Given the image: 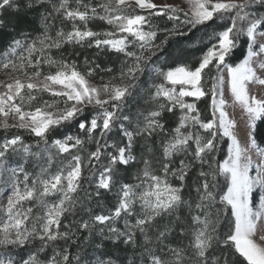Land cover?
<instances>
[{"label": "snow or ice", "instance_id": "6c2138e0", "mask_svg": "<svg viewBox=\"0 0 264 264\" xmlns=\"http://www.w3.org/2000/svg\"><path fill=\"white\" fill-rule=\"evenodd\" d=\"M183 3L187 10L155 0H99L98 4L91 0H0V13L15 4L17 14L22 9L43 10L41 35L14 41L0 57V72L11 81L0 82L4 89L0 91V130L21 129L38 138L35 145L25 144L22 136L0 141V197L4 198L0 205V264H82L67 247L41 258L59 241L74 244V228L88 233L98 230L102 240L137 249L139 259L130 264H234V257L243 264H264V203L254 208V193L264 191V147L251 131L248 146H242L237 123L229 117L220 91L223 67L235 104L251 119L250 128L255 129L256 121L264 119V99L249 92L250 84L264 86V78L258 75V70L264 72V15L259 14L264 0ZM154 17L177 22L159 44L155 43L159 32ZM94 20L103 21L111 30L93 31L89 24ZM2 23L0 16V26ZM213 24L220 25V30L206 31V41L193 42L203 48L195 66L185 63L161 71L152 65V58L171 39L190 37L196 29ZM67 44L107 49L126 59L118 76L93 83L99 65L81 71L74 61L52 55ZM134 47L136 51L131 50ZM242 48L246 58L231 66L229 60ZM148 74L162 81L146 94L151 109L137 114L133 131L123 129L124 146L106 143L117 121L128 119L121 113ZM45 95L50 99H43ZM206 97L211 99L207 121L197 107ZM176 112L177 125L169 133L163 117ZM10 118L15 122L9 123ZM71 126L87 139L67 135L49 143L54 132ZM196 128L203 134L194 131ZM157 135L166 137L160 144V174L154 171L157 160L148 143ZM138 138L144 140V151L151 158H140L143 167L137 182L121 185L115 209L80 223H64L84 198V180L97 176L95 169H100L94 194L99 197L100 190H113L119 166L138 162L134 154ZM222 138L231 141V149L217 166L215 153ZM90 143L95 151L87 150ZM109 148L115 154L107 153ZM250 149L257 150L260 163L248 155ZM105 155L108 164L101 166ZM16 157L23 163L34 160L39 171L13 166L10 160ZM176 157H181L178 162ZM205 164L208 171L203 170ZM197 165L201 170L193 186L196 195L189 200L184 195L186 182ZM254 169L256 174L250 175ZM218 176L228 181L226 193L219 197ZM181 211L187 212L184 220ZM229 214L233 224L221 239V217ZM163 218L168 222L162 223ZM118 223L123 227H117ZM177 225L183 229L179 235L189 242L172 246L169 238L176 234ZM36 241L39 247L25 257L21 250ZM217 247L222 251L217 253ZM99 264L114 262L101 260Z\"/></svg>", "mask_w": 264, "mask_h": 264}, {"label": "trees", "instance_id": "16d2710c", "mask_svg": "<svg viewBox=\"0 0 264 264\" xmlns=\"http://www.w3.org/2000/svg\"><path fill=\"white\" fill-rule=\"evenodd\" d=\"M19 2V0H18ZM92 4H98L99 0H91ZM18 7V4L13 5L12 8L7 11L0 13L2 16L3 23L0 26V52L3 49H6V46L10 44L13 40L17 38L24 39H34L41 35L40 26L42 24V9L39 10H29L22 9L19 14H17L14 9ZM259 7V6H257ZM261 15H264V9H260ZM153 24L157 26V30L159 35L157 37V43L159 44L162 40H164L165 36L168 34V31L173 29L177 22L169 21L164 17H154L152 20ZM89 27L93 31L103 32L111 29V26L107 25L103 21L94 20L89 24ZM66 31L69 28L65 29ZM214 30H220V25L213 24L211 27L198 28L192 32L190 37H176L175 39H171L168 45L164 48L162 53H159L157 56L152 58V65L155 66L158 70H167L168 68H173L174 66H178L180 64H191L192 66L196 65V61L198 57L201 55L203 48L197 47L193 42H198L201 39L207 40L206 31L211 32ZM243 43V42H242ZM52 55L56 58L63 57L67 61H74L77 66L82 68H90L95 65H99V69L96 74L104 77H112L118 76L120 73V69L123 67L125 56L121 53H115L109 51L107 49L98 50L95 48L89 47H81L79 45L67 44L62 49L54 50ZM1 57V55H0ZM246 58V52L243 50H239L236 55H234L229 63L231 66H236L241 63L243 59ZM111 68L113 71L111 73L102 71L103 69ZM223 68V67H222ZM221 68V70H222ZM220 70V71H221ZM156 77L151 74H148L146 79L142 78L140 87L134 92L133 97L129 99V103L125 106L124 111L121 113L122 116L128 117V121L123 124L132 130L136 127L137 123V114L147 112L151 109V105L148 103L146 98V94L150 93L152 85L154 84ZM45 98V97H43ZM45 99H50L46 96ZM190 102H192V98H189ZM211 99L210 97H206L203 100L197 102V107L201 113L202 120L207 121L210 118L211 114ZM94 114V113H93ZM179 113H166L163 117V123L166 126V131L169 133L171 130L177 125ZM119 121H117L118 124ZM122 122V121H120ZM198 128L194 129L197 131ZM258 144L260 147H264V119L258 120L256 122V127L253 132ZM67 135H80L81 138L87 139L84 133H80L75 126L66 127L54 132L50 139L49 143L54 141L55 139L63 138ZM95 135V134H94ZM14 136H22L25 144L35 145L38 142V138L30 135L28 132L21 129H13L11 131L5 132L0 130V141L6 138H12ZM118 137L121 143L126 142L125 137L122 136L117 129V126L114 128V131L110 133L106 139V143L110 144L112 142V137ZM166 137L164 136H154L152 137L148 143L152 147V154L157 160V167L154 169L157 174H160V166L159 160L161 159L160 152V144ZM230 145V140L227 138H222L220 143L217 145V151L215 153V164L217 166L221 165L224 160H226L228 155V149ZM94 144H88L87 150L89 152L95 151ZM107 153H109V149H107ZM83 155V153H81ZM134 154L138 158V162L127 166L126 168L123 166L118 167L117 172V181L114 185L112 191H104L100 190L101 194L99 197H96L94 194L97 191L95 187V179L96 176H92L91 180H84V198L82 202L77 206L76 211L69 216L64 223L76 222L80 223L85 220L90 219V216L103 214L105 212H109L115 208L117 204V192L123 184H133V179L137 177L138 172L143 167V163L140 160L142 156L145 158H151L146 155L144 151V140L138 138L136 142V147L134 148ZM108 158L107 155L103 156L101 159V166H105V160ZM181 157H176L178 160ZM37 163L34 160L29 159L27 163H25L27 170H31L34 165ZM99 168L95 169L98 174ZM200 167L194 166L192 172L189 174V179L186 182L187 188L184 195L189 199H193L195 197V192L193 191V186L195 185L198 177V173L200 171ZM204 171H208V165L205 164L203 166ZM88 170L85 169V174L87 175ZM175 183L177 181L173 180ZM217 196H221L226 193L228 181L224 176H218L217 179ZM99 205V207H97ZM138 207V206H137ZM89 209L91 212H89ZM230 213V210H228ZM187 212L181 211L180 218L182 220L186 219ZM224 221L223 224L220 225V233L221 239L224 238L229 232L233 224V217L229 215H225L221 217ZM134 222V220H133ZM162 223H167L168 218H163ZM183 229L177 225V232L174 236L169 238V242L172 246L176 244H184L189 241L185 240L183 237L179 235V232ZM73 231L76 233L74 239L75 243L65 244L64 241H59L56 244H53L52 247L41 254V258L43 259L45 256L50 257L54 251L62 250L65 247L68 248V251L71 253L72 257L75 258L79 256L81 258L82 264H99L101 260H111L114 264H130L134 259H139V252L137 249L129 247L123 243L119 245L111 243L108 240H102L101 233L97 230L93 233L84 232L82 230L74 228ZM141 241L138 239L137 244H140ZM40 245L39 241H36L34 244L30 246H26V248L22 251V254L26 257L29 252L38 248ZM217 253L221 252L222 249L217 247ZM135 253V256H134ZM234 264H243L242 260L239 257H234ZM75 264V261H74Z\"/></svg>", "mask_w": 264, "mask_h": 264}, {"label": "rangeland", "instance_id": "374dc122", "mask_svg": "<svg viewBox=\"0 0 264 264\" xmlns=\"http://www.w3.org/2000/svg\"><path fill=\"white\" fill-rule=\"evenodd\" d=\"M155 2L158 3V4H161V3H167V4H173V5H177L178 4L184 10H187V7H188L186 3H183V0H155ZM109 30H111V29H109ZM18 39H20V38H17L15 40H13L10 44H8L6 46V49H3L0 52L1 57L5 53L8 52L9 47L13 44L14 41H16ZM155 43H157V39H156ZM131 50L136 51L137 49L134 47ZM253 66L255 67V61L253 62ZM78 68L81 71H84L85 69H89V68H84V70H83L79 66H78ZM170 69H172V68H168L167 70H170ZM167 70H162V71H167ZM220 74L224 76V83H223V85H221L220 91L223 94V98L227 102L226 111H228L229 117L231 119H234L236 121V123H237L236 135L240 139L242 146L247 147L248 146V136H247V133L249 131H251L252 133L254 132V129H251L250 128L251 119H250V117H248L246 115V113L243 111L242 108H240L239 105H236L235 104L234 99L231 96L230 86H229V83H228L229 77L227 75V70L224 69V68H222V70L220 71ZM17 75H19V74H17ZM258 75L261 76V78H264V72H261V71L258 70ZM110 78H111L110 76L109 77H104V76H99V75L95 74V76L92 79V82L93 83H101L103 81L109 80ZM0 82H11V81L8 79V75H6L3 72H0ZM161 82L162 81L158 77H156L154 83L155 84H159ZM3 90H4L3 88H0V91H3ZM249 92H250L251 95H255L257 98L264 99V86H260L258 84H250L249 85ZM46 96L47 95H45L44 97L46 98ZM45 98H43V99H45ZM186 99H187L188 102H190L189 98H186ZM2 119L3 118H0V120H2ZM127 121L128 120L125 119V120H122V122L119 121L118 124H117L118 132L122 136H123V129H127L128 131H133L131 128H129V127H127V126H125L123 124V122L126 123ZM13 122H15V121L10 118L9 123H13ZM197 130L199 132H201L200 129H197ZM201 134H203V133L201 132ZM65 137H63V138H65ZM63 138H60V139H63ZM3 140H5V139H3ZM3 140H1V141H3ZM125 143L126 142L121 143L119 141L118 137H115V136L112 137V142H110V144H117L119 146H124ZM230 149H231V141H230V145H229V149H228V154L230 152ZM109 153L110 154H115L114 150L111 149V148H109ZM248 155H251L252 156L253 161L255 163H260L261 162L260 157L257 155V150L256 149H250ZM227 157H228V155H227ZM10 164H12L13 166H21L22 165L25 168L26 171L31 172V173H36V172L39 171V168H38L37 164L34 165L31 170H27L25 163H23V161L20 160L19 157H16L13 160H10ZM107 164H108V158L105 160V166H107ZM98 174H99V172H98ZM98 174H97V176H98ZM255 174H256V170L255 169L252 172H250V175H253L254 176ZM97 176H96V179H95V184L97 182ZM136 178L137 177H135L133 179V184H135L137 182L136 181ZM173 183H175V182L173 181ZM261 196H264V191H262L260 189H257L256 190V193H254V208H257L258 209L260 207L261 203H264V201H261L260 200V197ZM3 202H4V198L3 197H0V205H2ZM113 210H111V211H113ZM132 222H133V220H132ZM116 226L117 227H121V228L123 227V225L121 223H118Z\"/></svg>", "mask_w": 264, "mask_h": 264}]
</instances>
